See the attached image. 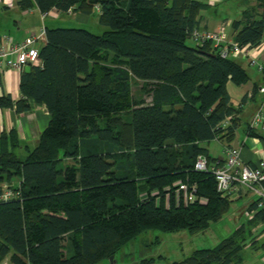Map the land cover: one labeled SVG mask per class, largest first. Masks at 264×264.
I'll return each mask as SVG.
<instances>
[{"label": "trees", "instance_id": "16d2710c", "mask_svg": "<svg viewBox=\"0 0 264 264\" xmlns=\"http://www.w3.org/2000/svg\"><path fill=\"white\" fill-rule=\"evenodd\" d=\"M17 5L22 11L35 6L42 15L55 10L89 16L96 10L108 31L45 28L40 66L21 72V99L0 96V109L27 113L33 102L49 114L26 155L17 153L15 132L0 135V196L4 187L19 192L0 200V264L6 258L10 264H99L111 257L115 262L143 233L194 235L220 221L233 195L218 193L214 176L195 171L194 164L198 156L216 159L202 143L231 147L240 112L226 87H240L249 76L211 43L187 44L193 30L205 31L199 16L208 6L196 0ZM230 29L229 38L241 48L264 43V0L245 9ZM133 81L141 83L139 98L132 94ZM244 131L260 138L249 124ZM178 182L194 186L206 203L177 205ZM247 212L254 215L245 226L215 247L168 264H243L246 242L264 250L251 232L261 225L264 234V214L256 201Z\"/></svg>", "mask_w": 264, "mask_h": 264}, {"label": "crops", "instance_id": "0c3cea01", "mask_svg": "<svg viewBox=\"0 0 264 264\" xmlns=\"http://www.w3.org/2000/svg\"><path fill=\"white\" fill-rule=\"evenodd\" d=\"M17 1L18 0H0V46L2 45V38L4 36H7L12 44H16L22 42L32 34H39L38 32L41 28H57L61 23L59 22L61 16H65L69 21L79 25L88 24L90 21L88 16L73 12L61 14L53 10L47 15H42L35 6L30 10L22 11L19 9ZM196 1L208 6L205 11L200 13L199 29L215 30L217 27H222L223 30L227 34L230 33L228 35L231 36L230 21L220 20L214 15H209L210 9L215 8L217 5L221 4L222 1ZM43 44L44 41H39L35 47L39 49ZM249 55L255 58L258 63L264 64V43L257 48L250 49ZM233 59H240L245 63V66H250L242 57H233ZM243 68L249 76V81L240 87L235 85L229 87V83L226 87L232 105L240 112L237 116L240 119V125L236 131V137L231 147L239 149L241 160L253 166L260 157L264 158V131L255 130L260 134V138L256 139L246 136L244 130L245 126L249 124L252 116L257 111L262 97H264V75L257 70V74L252 75L248 73V68ZM253 68L256 69V67ZM20 78L21 72L7 69L0 70V96L8 95L13 101L21 99L19 90ZM30 104L31 110L27 113L17 114L14 109H0V135L3 132H15L20 144L17 153L20 155H26L27 150H32L37 145L43 130L49 122V114L44 106L36 105L33 102H30ZM202 145L203 143L200 144L201 147H203ZM222 154L224 155L223 146ZM2 187H4V185ZM233 196L234 200H244L248 202L244 205V216L246 220H250L254 213L249 214L247 208L251 203L256 201V197L246 191H241ZM261 258L262 262H264V256Z\"/></svg>", "mask_w": 264, "mask_h": 264}, {"label": "built area", "instance_id": "2783aa9c", "mask_svg": "<svg viewBox=\"0 0 264 264\" xmlns=\"http://www.w3.org/2000/svg\"><path fill=\"white\" fill-rule=\"evenodd\" d=\"M44 38V28H41L39 34H32L16 44H12L10 39L4 36L0 46V70L23 72L26 66L30 68L40 66L38 49L35 46L39 41H44ZM188 39L196 45L209 42L221 58L242 57L248 65L256 67L258 72H264V64H258L257 60L249 55V49L241 48L232 41L222 27L208 31L193 30ZM249 127L253 130L264 131V97L252 116ZM194 170L213 175L218 193L237 195L241 191L250 192L256 197L257 211L264 214V158L260 157L253 166H250L241 160L239 149L224 148L223 157L213 161H209L204 156H198ZM175 186L174 197L177 205L180 203L183 205L206 203L204 198H199L196 195L194 186L189 187L179 182ZM17 197H19L18 191L4 187L0 200H11ZM166 205H168L167 200Z\"/></svg>", "mask_w": 264, "mask_h": 264}, {"label": "rangeland", "instance_id": "374dc122", "mask_svg": "<svg viewBox=\"0 0 264 264\" xmlns=\"http://www.w3.org/2000/svg\"><path fill=\"white\" fill-rule=\"evenodd\" d=\"M221 4L215 8L210 9L209 15H214L220 20L235 21L240 18L241 13L248 7L254 5L256 0H220ZM87 16V15H86ZM90 21L88 24H74L69 21L67 17L61 16L59 19L58 28H82L90 31L95 35H102L108 31L107 27L101 26L98 23V12L94 10L93 15L88 16ZM68 20V21H67ZM39 33V32H38ZM230 34V33H228ZM187 44L192 46L191 41ZM243 67L248 68V73L256 75V69L252 66H245V63L240 59L236 60ZM233 86L229 83L228 85ZM132 94L135 98L140 97V82H132ZM147 99V97H146ZM204 148L208 150L212 158H222V144L212 141L209 144L203 143ZM171 193L167 194L165 201L169 202ZM231 197L232 203L226 214L223 215L220 221L210 225V228L199 234L191 235L186 231L178 233H162V232H147L137 236L123 247L118 254L115 255V262L104 260L99 264H168L171 262H178L186 258L197 249H211L219 244L223 239L227 238L233 231L247 222L244 216V200H234ZM249 220V219H248ZM260 227L251 229L252 237L256 239L257 243H264V234H259ZM259 234V235H258ZM253 242V241H252ZM251 241L246 242V247L243 251L244 262L243 264H264L262 256L264 250L256 251L253 249ZM1 264H10L9 258L2 261Z\"/></svg>", "mask_w": 264, "mask_h": 264}, {"label": "water", "instance_id": "95a60500", "mask_svg": "<svg viewBox=\"0 0 264 264\" xmlns=\"http://www.w3.org/2000/svg\"><path fill=\"white\" fill-rule=\"evenodd\" d=\"M30 69H31V68H30L29 66H26V67L24 68L23 71H24L25 73H28V72L30 71Z\"/></svg>", "mask_w": 264, "mask_h": 264}]
</instances>
